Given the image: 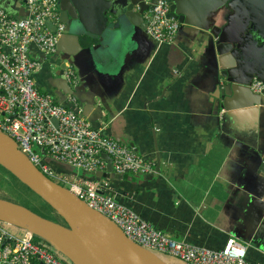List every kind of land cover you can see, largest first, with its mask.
Listing matches in <instances>:
<instances>
[{"label":"crops","instance_id":"crops-1","mask_svg":"<svg viewBox=\"0 0 264 264\" xmlns=\"http://www.w3.org/2000/svg\"><path fill=\"white\" fill-rule=\"evenodd\" d=\"M6 1L8 14L25 17L23 0ZM244 24L226 0L191 19L170 45L151 40L142 21L120 35L114 54L103 46L79 50L65 39L52 56L34 47L30 55L42 64L34 77L40 93L158 166L151 175L105 180L106 194L175 241L220 250L232 238L249 264H264V198L257 196L264 188V99H228L220 111L214 97L221 72L234 63L229 41L240 39ZM69 67L79 77L76 104L62 77ZM46 161L60 174L85 178Z\"/></svg>","mask_w":264,"mask_h":264},{"label":"built area","instance_id":"built-area-1","mask_svg":"<svg viewBox=\"0 0 264 264\" xmlns=\"http://www.w3.org/2000/svg\"><path fill=\"white\" fill-rule=\"evenodd\" d=\"M26 15L13 18L0 9V132L16 142L19 150L47 178L68 189L91 210L115 224L134 244L146 251L175 259L182 264H249L246 250L235 239L229 238L220 250H210L185 242L175 241L157 231L110 194L104 179H77L53 170L47 158L69 166L77 173L95 174L106 169L102 154L112 160L116 174L127 172L151 175L154 166L132 148L94 129L82 114L51 95L39 92L35 74L41 62L30 55L32 47L45 56L57 51L64 31L59 23L57 0H24ZM170 0H156L144 15L146 34L156 44L173 43L180 24L170 18ZM52 24L56 26L52 30ZM62 77L71 90L79 83L73 67L65 68ZM249 89L264 95V81L254 79ZM76 104L74 95L68 97ZM52 119H56L57 126ZM31 232L20 230L13 234L0 228V264H69L53 246L34 243Z\"/></svg>","mask_w":264,"mask_h":264},{"label":"water","instance_id":"water-1","mask_svg":"<svg viewBox=\"0 0 264 264\" xmlns=\"http://www.w3.org/2000/svg\"><path fill=\"white\" fill-rule=\"evenodd\" d=\"M57 1L59 23L64 26V31L58 41L56 53L59 45L67 39L74 42L79 50L83 46H86L87 50H95L103 46L112 54L117 53L118 40L124 31L139 28L142 21L146 28L144 15L156 2V0ZM225 1L170 0L168 16L177 20L181 29L190 25L191 19L198 17L203 10ZM233 2L235 11L244 19L245 24L240 39L237 42L229 41L228 44L229 47L234 45L231 50L234 63L221 72L217 81V92L214 97L220 111L227 109L228 99L239 101L248 97L249 102L254 105L259 104L258 98L264 99V95L254 94L249 89L254 79L264 81V0H233ZM23 3L25 4V1ZM0 9L8 11L6 0H0ZM49 26L55 31L56 26L52 24ZM254 43L259 50L248 53L246 46ZM69 91L70 95H73L75 89L69 88ZM52 121L57 126L56 119ZM101 158L106 162L104 171L95 174L81 173V175L98 180L123 179V175L115 174L112 160L108 155L102 154ZM0 166L39 196L62 218L66 227L43 218L21 205L2 199H0V222L31 232L35 237L48 242L72 264H135L130 251L122 254L110 244L102 231L101 224L112 226L130 250L136 248L143 250L142 248L131 242L115 224L91 210L68 189L47 178L19 150L16 142L2 132H0ZM158 170V166H155V171ZM261 173V179L264 181V168H261ZM128 180L131 181V178ZM257 196L264 198V188L257 191ZM64 250L69 251L71 255ZM148 254L157 264H168L157 256Z\"/></svg>","mask_w":264,"mask_h":264},{"label":"trees","instance_id":"trees-1","mask_svg":"<svg viewBox=\"0 0 264 264\" xmlns=\"http://www.w3.org/2000/svg\"><path fill=\"white\" fill-rule=\"evenodd\" d=\"M0 199L21 205L43 218L66 227L62 218H60L39 196L1 166ZM33 264L37 263L34 262Z\"/></svg>","mask_w":264,"mask_h":264},{"label":"bare ground","instance_id":"bare-ground-1","mask_svg":"<svg viewBox=\"0 0 264 264\" xmlns=\"http://www.w3.org/2000/svg\"><path fill=\"white\" fill-rule=\"evenodd\" d=\"M101 228L103 233L106 236V239L110 242V244L120 253L124 254L127 251H130V254L132 256V259L134 260L135 264H157L154 261V258H152L148 253L144 252L141 249H131L127 247L120 239L119 234L116 232V230L110 226L106 225L104 223L101 224ZM67 254L71 255L69 251L64 250Z\"/></svg>","mask_w":264,"mask_h":264},{"label":"rangeland","instance_id":"rangeland-1","mask_svg":"<svg viewBox=\"0 0 264 264\" xmlns=\"http://www.w3.org/2000/svg\"><path fill=\"white\" fill-rule=\"evenodd\" d=\"M82 172H78V174L77 175H80ZM0 228H2L3 230H5V231H9V232H13V231H11L12 229H14L15 227H12V226H10V225H7V224H4V223H2V222H0ZM34 243H36V244H38V245H41V246H50V244L48 243V242H46V241H44V240H42V239H40V238H34ZM149 253H154V252H150V251H148ZM163 260H166V261H168V260H171V264H179V263H176V262H174V261H172V258L171 259H169L167 256H164V255H161V254H158ZM66 260L68 261V263L69 264H72L67 258H66ZM175 260V259H174Z\"/></svg>","mask_w":264,"mask_h":264},{"label":"clouds","instance_id":"clouds-1","mask_svg":"<svg viewBox=\"0 0 264 264\" xmlns=\"http://www.w3.org/2000/svg\"><path fill=\"white\" fill-rule=\"evenodd\" d=\"M3 10V9H2ZM21 19V18H20ZM56 54V53H55ZM71 96V95H70ZM76 98V97H75ZM55 101V100H54ZM134 151V150H133ZM154 170H155V168H154ZM127 173H129V172H127ZM127 173H125V174H127ZM116 174V173H115ZM125 174H122V175H125ZM118 175H121V174H118ZM89 177V176H88ZM91 177V176H90ZM92 178H94V177H92ZM94 179H96V178H94ZM104 180H107V179H104ZM18 229V228H17ZM21 230V229H20ZM35 238V237H34ZM239 243V242H238ZM241 244V243H240ZM242 245V244H241ZM138 246V245H137ZM243 246V245H242ZM244 247V246H243ZM141 248V247H140ZM245 248V247H244ZM143 249V248H142ZM144 250V249H143ZM246 250V249H245ZM146 251V250H145ZM146 252H148V251H146ZM149 253V252H148ZM150 254H156V253H150ZM158 255V254H157ZM179 262V261H178Z\"/></svg>","mask_w":264,"mask_h":264}]
</instances>
